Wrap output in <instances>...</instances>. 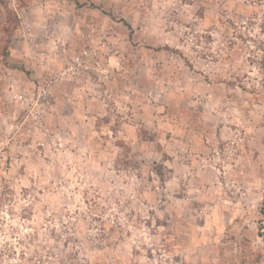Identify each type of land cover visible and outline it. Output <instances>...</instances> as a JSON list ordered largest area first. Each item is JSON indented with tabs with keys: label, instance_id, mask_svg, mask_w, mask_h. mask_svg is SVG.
I'll use <instances>...</instances> for the list:
<instances>
[{
	"label": "clouds",
	"instance_id": "obj_1",
	"mask_svg": "<svg viewBox=\"0 0 264 264\" xmlns=\"http://www.w3.org/2000/svg\"><path fill=\"white\" fill-rule=\"evenodd\" d=\"M0 264H264V0H0Z\"/></svg>",
	"mask_w": 264,
	"mask_h": 264
}]
</instances>
